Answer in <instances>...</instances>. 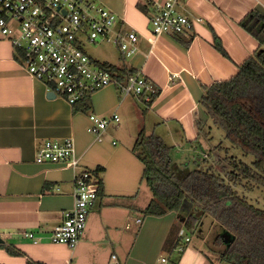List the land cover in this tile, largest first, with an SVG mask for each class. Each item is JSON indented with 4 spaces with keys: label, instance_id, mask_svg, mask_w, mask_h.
I'll list each match as a JSON object with an SVG mask.
<instances>
[{
    "label": "crops",
    "instance_id": "0c3cea01",
    "mask_svg": "<svg viewBox=\"0 0 264 264\" xmlns=\"http://www.w3.org/2000/svg\"><path fill=\"white\" fill-rule=\"evenodd\" d=\"M96 1L117 15V28L136 32L138 47L124 59L113 46L118 53L99 61L124 62L139 70L156 96L146 106L141 97H121L115 85H108L90 95L88 112H74L62 98L48 97L11 44L0 40V264H107L112 253L122 264H231L221 261L220 254L232 241H225L227 232L218 236L212 222H201L204 235H197L212 253L191 244V234L178 251L176 234L183 226L176 212L137 214L147 202L142 205L143 165L132 146L142 129L168 146L183 141L192 146L200 135L196 121L206 125L209 120L199 106L203 86L232 77L259 48L240 21L250 12L264 16V0H181L178 10L202 21L184 33L156 37L149 19L164 0ZM94 113L118 115L101 141L89 130ZM66 138L74 142L78 167L35 162L41 141ZM84 168L101 179L103 194L89 211L78 244L70 249L51 242L49 235L63 211L73 206L74 178ZM144 201L150 200L146 196ZM28 232L39 241L29 239Z\"/></svg>",
    "mask_w": 264,
    "mask_h": 264
},
{
    "label": "built area",
    "instance_id": "2783aa9c",
    "mask_svg": "<svg viewBox=\"0 0 264 264\" xmlns=\"http://www.w3.org/2000/svg\"><path fill=\"white\" fill-rule=\"evenodd\" d=\"M181 0H164L156 5L150 17L152 36L181 34L192 28L201 18H190L178 10ZM117 15L96 0H0V40L8 41L24 69L41 81L48 92L74 104L85 95L108 85H117L110 72L95 64L85 51V44L106 42L118 48L124 59L137 51L134 30L117 28ZM121 97L133 95L150 100L156 89L139 70L129 76L125 85H118ZM90 132L101 141V134L118 115L90 114ZM35 162L63 163L72 168L79 166L74 142L46 139L37 145ZM96 179L88 169H82L74 178L73 206L63 211L62 221L49 235L54 243L76 247L86 226V218L98 195L94 189ZM140 222V219H137ZM25 235L34 243L39 241L33 233ZM182 251L190 241L184 228L177 232ZM165 259H162L164 261ZM95 264V263H94ZM107 264H122L112 253Z\"/></svg>",
    "mask_w": 264,
    "mask_h": 264
},
{
    "label": "trees",
    "instance_id": "16d2710c",
    "mask_svg": "<svg viewBox=\"0 0 264 264\" xmlns=\"http://www.w3.org/2000/svg\"><path fill=\"white\" fill-rule=\"evenodd\" d=\"M240 25L259 43V48L226 80L203 86L199 106L213 124L221 127L226 139L240 148L244 154L254 156L250 164L234 163L227 173V182L214 172L194 169L183 177L170 172L166 145L155 134L140 130L132 151L143 165L142 180L150 188L151 199L142 209L143 216H163L170 211L178 214V221L188 234H195L201 222L210 221L219 228L216 233L227 232L233 239L225 245L220 260L231 264H264V209L255 207L238 186L251 190L254 186L264 188V16L250 12ZM221 51V46L217 44ZM18 57V56H17ZM20 59V58H19ZM95 64L111 73L118 85H125L135 70L107 61L93 59ZM150 100L145 101L149 106ZM90 96L72 104V111L88 112ZM204 121L197 120L200 131ZM98 196L103 194L101 179L94 183ZM188 205V206H186ZM189 208V211H187ZM192 211V212H191ZM219 242L222 240L220 238ZM179 244L176 234L174 248ZM164 245V249H165Z\"/></svg>",
    "mask_w": 264,
    "mask_h": 264
},
{
    "label": "rangeland",
    "instance_id": "374dc122",
    "mask_svg": "<svg viewBox=\"0 0 264 264\" xmlns=\"http://www.w3.org/2000/svg\"><path fill=\"white\" fill-rule=\"evenodd\" d=\"M114 45L106 42H97L95 44H85L86 53L93 59L104 60L111 53L117 54ZM173 142H178L179 139L173 138ZM167 143L171 142L166 140ZM255 160L254 156L244 154L243 151L231 144L225 136L224 130L212 123L209 119L207 124L200 131L199 138L192 144L183 141L180 145L171 146L169 161L170 172L177 177H183L188 172L194 169H205L215 174H218L227 182V173L233 169V164L244 163L250 165ZM239 195L246 196L247 200L255 207L264 209V188L254 186L251 190H244L242 186H238ZM142 205L148 204L147 200L151 199L150 188L142 180ZM188 206V205H186ZM143 216L140 211L137 213ZM178 225L180 222L177 220ZM184 228V227H183ZM185 229V228H184ZM201 229V233H198ZM195 234H192L191 244L202 247L206 252L212 253L204 242L197 235H204V230L201 225L198 227ZM164 257V256H163ZM165 258V257H164Z\"/></svg>",
    "mask_w": 264,
    "mask_h": 264
},
{
    "label": "water",
    "instance_id": "95a60500",
    "mask_svg": "<svg viewBox=\"0 0 264 264\" xmlns=\"http://www.w3.org/2000/svg\"><path fill=\"white\" fill-rule=\"evenodd\" d=\"M47 96L50 97V98H54L56 97L55 94L53 92H48L47 93ZM187 211H189V208H187ZM181 221H183V218H181ZM200 231V229H198V232ZM223 236L225 237V241H229V243L233 240V239H229V235L227 233H224Z\"/></svg>",
    "mask_w": 264,
    "mask_h": 264
}]
</instances>
